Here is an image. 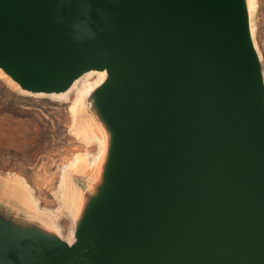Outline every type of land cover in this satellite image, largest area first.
<instances>
[{
  "label": "water",
  "instance_id": "95a60500",
  "mask_svg": "<svg viewBox=\"0 0 264 264\" xmlns=\"http://www.w3.org/2000/svg\"><path fill=\"white\" fill-rule=\"evenodd\" d=\"M249 1L0 0V70L21 91L106 72L82 100L102 150L71 238L0 197V264H264Z\"/></svg>",
  "mask_w": 264,
  "mask_h": 264
},
{
  "label": "rangeland",
  "instance_id": "374dc122",
  "mask_svg": "<svg viewBox=\"0 0 264 264\" xmlns=\"http://www.w3.org/2000/svg\"><path fill=\"white\" fill-rule=\"evenodd\" d=\"M252 22L264 66V0H255ZM78 97L76 88L65 98L21 91L0 70V197L55 221L65 236L77 195L96 179L101 148L92 110Z\"/></svg>",
  "mask_w": 264,
  "mask_h": 264
},
{
  "label": "bare ground",
  "instance_id": "6f19581e",
  "mask_svg": "<svg viewBox=\"0 0 264 264\" xmlns=\"http://www.w3.org/2000/svg\"><path fill=\"white\" fill-rule=\"evenodd\" d=\"M249 5H250V8L252 9V12H253L254 8H255V0H250L249 1ZM93 75H97V79L95 81H93V82L92 81L88 82L89 77H91ZM105 76H106V72L105 71H97V70L89 71L84 76H82L81 78L77 79L74 82V84L72 85V87L68 89V91H66L64 93L57 94L56 96H58L60 98H65V97L68 96V94L70 93V91L72 89L76 88L77 89V95L79 96L76 101H78L80 97H82V96L84 97V95L87 94L88 92H90L91 89H94L96 86H98L103 81ZM101 150H102V148H100V151ZM99 155H100V153H99ZM98 156H96V157L98 158ZM55 225L59 229V231H61L60 226L57 225V224H55ZM66 238L70 239L71 235L66 236Z\"/></svg>",
  "mask_w": 264,
  "mask_h": 264
}]
</instances>
